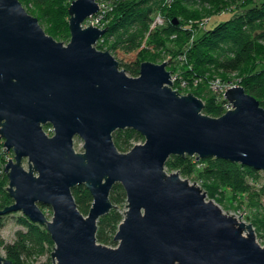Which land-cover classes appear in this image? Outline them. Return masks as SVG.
<instances>
[{
    "label": "water",
    "instance_id": "1",
    "mask_svg": "<svg viewBox=\"0 0 264 264\" xmlns=\"http://www.w3.org/2000/svg\"><path fill=\"white\" fill-rule=\"evenodd\" d=\"M99 8L97 0L72 1L64 44L20 0H0V138L14 153L5 166L14 202L0 216L21 211L45 225L53 264H264L251 224L208 201L196 182L165 171L172 155L264 171V107L240 85L225 93L234 109L203 113L199 97L172 87L171 59L144 61L138 76L128 75L96 47L108 27L84 26ZM125 128L145 141L121 152L113 133ZM76 136L85 152L75 150ZM116 183L127 209L110 247L97 240L98 220L115 206ZM82 184L93 196L87 215L72 192ZM40 205L52 209L51 219ZM0 264L13 262L0 255Z\"/></svg>",
    "mask_w": 264,
    "mask_h": 264
},
{
    "label": "trees",
    "instance_id": "2",
    "mask_svg": "<svg viewBox=\"0 0 264 264\" xmlns=\"http://www.w3.org/2000/svg\"><path fill=\"white\" fill-rule=\"evenodd\" d=\"M24 0H21L23 2ZM35 4L40 12L38 19L53 17L55 29L53 32L62 37H70L68 9L73 0H25ZM191 0H110L106 5L107 33L99 40L113 38L108 50L119 61L120 67L128 75L136 77L140 73L141 63L145 58L154 56L153 49L159 50L164 45V40H151V36L160 34L162 31L169 36H177L180 41L186 43L181 55L186 54L185 60L179 62L184 64L179 68L182 78H178L172 87L180 93L193 92L196 96L203 98V113L219 117L224 114L223 98L211 87V81L216 79L210 76L208 70L213 73H222V81H229L231 75L242 71L252 63L248 74L242 78H235L236 83L243 86L245 91L256 97L264 107V0H203L212 4L219 1L221 7L227 9L234 7V15L223 22L218 23L214 28L207 29L197 37V26L177 25L176 20L170 19L167 27L158 32L160 27L151 29L153 14ZM228 5V6H227ZM235 5V6H234ZM179 7V6H178ZM177 11L181 13V9ZM202 22V21H201ZM200 22V23H201ZM64 27V34L59 33ZM205 28V27H203ZM157 30V31H156ZM163 33V34H164ZM150 38L148 42L145 39ZM98 41V42H99ZM104 43V42H103ZM102 42L97 43V48L103 49ZM148 47V48H147ZM134 54V58L126 61L120 55ZM145 57V58H144ZM253 58L260 59L254 62ZM263 62V63H262ZM171 63V61H170ZM169 63V64H170ZM173 73V71H171ZM185 80L190 91H183L181 83ZM204 91L210 93L204 95ZM202 95V96H200ZM47 127H51L48 125ZM143 136L132 128L118 129L113 133L114 142L121 152L131 149L133 141ZM171 171H178L182 176L191 177L199 170V178L204 184V189L212 190L215 186H227L235 188L243 195L242 202L251 211H254L255 218L263 214L264 208L261 197L264 195V178L260 170L219 158H200L197 156L172 155L166 163ZM250 179V180H249ZM249 180V181H248ZM5 181L7 179L5 178ZM253 184H251V182ZM4 184H0V209L13 204L14 200L7 191ZM79 210L87 215L93 203V196L87 187L77 185L72 189ZM110 199L115 205L109 213L101 216L98 220L97 240L105 245H116L114 236L118 231L120 223L125 217L127 208V194L121 183H116L110 193ZM263 212V213H262ZM26 230H18L13 242L4 243L7 258L13 264H33L31 259L39 251L44 242L52 243V238L47 227L41 228L40 224L24 218L22 221ZM254 224L264 229V220L255 219ZM3 225V216H0V228ZM54 242V241H53Z\"/></svg>",
    "mask_w": 264,
    "mask_h": 264
},
{
    "label": "rangeland",
    "instance_id": "3",
    "mask_svg": "<svg viewBox=\"0 0 264 264\" xmlns=\"http://www.w3.org/2000/svg\"><path fill=\"white\" fill-rule=\"evenodd\" d=\"M97 1L100 4L105 5V6L107 4H109V2H110V0H97ZM227 1L228 0H221L220 2H227ZM216 2H217V4H215V5L210 3V2L203 1V0H191L190 2H184L180 5L173 3V5L171 7L167 8L166 10L163 11V15L159 14L158 12H155L153 14V23L151 25V29H155L157 27H160L158 29V32H160V30L162 28L168 26L170 19L176 20L177 25L180 24L182 26H187V27L190 26V24H192L193 26H197L198 24H200V27H201V23L206 21L205 28L195 27L196 28V35L195 36L197 37L199 34L204 32L205 30L214 28L218 23L226 21L234 15V13H235L234 7L227 9V7H221L222 4H220L219 1H216ZM21 3L25 7L27 12H29L31 15H33L35 17L40 16V12L33 2L24 0ZM177 7L182 10L181 13L177 11ZM69 17H70V15L66 16V20H68ZM39 22H40L41 26L43 27V29L45 30V32L48 35H51L52 37H54L57 41H61L64 44H67L70 41L71 34H70L69 38L62 39L61 36H59L58 34H55L53 32V30L56 28L55 27L56 22L54 21L53 17H49V18H45V19H41V20L39 19ZM84 26H87V24L85 23ZM59 33H61V35L64 34V27H63V29L59 30ZM163 33L164 32L162 31V33H160V34H156V35L151 36V40L162 41V39H163L164 45L159 50L153 49L152 51H153L154 56H152L151 58H148V57L145 58L144 57L145 61H151V62L160 64L164 61H168L169 59H171L170 60L171 63L167 66V69L169 71H173L172 74H180L179 68L183 67L184 64H181V62H179V57L181 56L180 52L182 49L184 50V48H185L184 45L186 43H184L183 40L180 41V38L175 36V35L167 37L168 34H166V33L163 34ZM146 40H147V37L145 39V42H146ZM112 41H113V38H111V39L107 38L105 41L104 40L99 41L102 43L104 42L103 45L105 46L103 49H100V50H108V46L112 43ZM147 41L149 42L150 38H148ZM134 56H135L134 54H129V55H123L122 54V55H120V57L123 58L124 61H126L130 58L132 59V58H134ZM254 62L258 63V62H260V59L253 58V63ZM261 67L262 68L264 67V63H263V65H261ZM251 68H252V63L250 66L246 67L245 69L238 72L237 74H235V75L232 74L230 76L231 77L230 80L235 81L236 80L235 78L238 79V77L239 78L245 77ZM208 73L210 74V76H214L215 78L218 77L219 79L221 78V76H224V74H222V73H216V72L213 73L210 70H208ZM235 82H237V81H235ZM182 89L184 92L187 90L190 91L188 86H182ZM189 93H193V92H189ZM203 93H204V95L210 94L207 91H204ZM183 94H186V93H183ZM200 96H202V95H200ZM200 99L204 102L203 99H205V97L200 98ZM44 130L48 135H50V136L53 135L52 127L49 128V127L45 126ZM144 141H145L144 136H143V138H141L139 140L133 141L131 149L134 145L139 144V143H144ZM74 148L77 152H85L84 142L78 136H76L74 139ZM128 151H126V152H128ZM9 158H14V153L12 151L7 152L6 148L4 147V140L2 138H0V184L6 183L4 185L6 188L9 185V179L7 177V174L5 173V166L9 160ZM23 166L26 169H28V160L27 159L23 160ZM200 168L202 169L203 167H199L198 169L200 170ZM199 170L196 172V174H194L191 177H185V176H182L181 174L180 175L183 179L188 180L191 184H195V182H196V185L199 186L205 192L206 199L208 201L215 202L223 210L224 213L234 216L239 222H243L246 225L251 224L252 229H253L254 234H255L256 241L261 246H264V229H260L258 227V225L254 224L255 219H260L261 221L264 220L263 214L261 216L255 218L254 211H251V209H249V207L242 202L243 195L239 192V190H237L235 188L234 189L228 188L227 186H220L217 188L215 186L210 191H209V189L205 190L204 184L201 181V179L199 178ZM165 171L167 172V174H171L173 172H178V171H171L167 167H165ZM260 175L262 176V178H264V171H261ZM5 178L7 179V181H5ZM250 182H251V184H253L252 181H250ZM261 201L263 204L262 206L264 208V195L261 197ZM40 207L43 210V212L45 213V215L48 217V219H51L53 216L52 209L50 207L44 206V205H40ZM244 210L246 212H244ZM239 216H240V218H239ZM24 218H27V216H25L21 211L12 212V213H9V214H6L3 216V225L0 228V255H2L3 257L7 258V254H6V251L3 247V244L13 242L15 240L16 232L18 230H26L27 229L26 225H24L22 223ZM40 226H42L41 228H43V229L46 228L45 225H40ZM249 232L250 231L248 229L244 230L245 235L249 234ZM115 242H116L115 246H113V245H108V246L116 247L118 245V242L117 241H115ZM54 249H55V244L53 241H52V243L44 242L41 245V248L39 249V251L37 253H35L33 258L31 259V262L33 264H53L55 261L52 257V253H53Z\"/></svg>",
    "mask_w": 264,
    "mask_h": 264
},
{
    "label": "built area",
    "instance_id": "4",
    "mask_svg": "<svg viewBox=\"0 0 264 264\" xmlns=\"http://www.w3.org/2000/svg\"><path fill=\"white\" fill-rule=\"evenodd\" d=\"M99 5H100L99 11L96 14L92 15L90 18H88L87 21L85 22L87 24V26H90L92 24V26H97L99 28H105L106 27V24H107L106 6L102 5L100 3H99ZM205 24H206V21L202 22L201 27H205ZM185 58H186V54H183L180 56L181 60H185ZM178 78H182L180 74H172L173 84ZM181 86H188V84L185 80H182ZM236 86H240V85L237 84L233 80L222 81L218 77L216 79H213L211 82L212 89L215 92H217L219 95H221V97L223 98L224 113L227 112L228 110L234 109L233 103L226 99L225 93L228 89H230L232 87H236Z\"/></svg>",
    "mask_w": 264,
    "mask_h": 264
}]
</instances>
